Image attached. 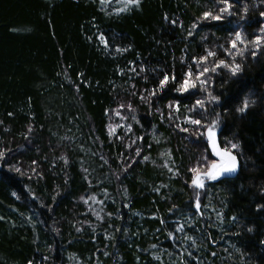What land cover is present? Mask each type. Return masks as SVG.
I'll list each match as a JSON object with an SVG mask.
<instances>
[{"label":"trees","instance_id":"obj_1","mask_svg":"<svg viewBox=\"0 0 264 264\" xmlns=\"http://www.w3.org/2000/svg\"><path fill=\"white\" fill-rule=\"evenodd\" d=\"M0 152V264H264V0H0Z\"/></svg>","mask_w":264,"mask_h":264},{"label":"snow or ice","instance_id":"obj_2","mask_svg":"<svg viewBox=\"0 0 264 264\" xmlns=\"http://www.w3.org/2000/svg\"><path fill=\"white\" fill-rule=\"evenodd\" d=\"M129 4L131 5H135V6H139L140 4V0H128ZM219 3L221 4H226L227 0H219ZM231 8V4L227 5V8H220L219 12L220 13H224L225 11H229ZM245 11H247V9H245ZM230 14V13H229ZM205 18H207L208 16H211V13H205ZM212 19L214 20H220L221 19V15H215L212 16ZM173 23H175V21H173ZM189 35H191V33H189ZM101 39L104 40L105 37H103V35L101 36ZM262 38L261 37H256L252 43L255 47L256 50H254L252 52V56L253 58L257 55L258 51H259V45L261 43ZM237 41H240L242 44H245V47H247V44L245 43V41L242 39L241 34L238 32L235 35V39L232 40L231 43V47L232 48H236L237 47ZM105 44L107 46V42L105 40ZM238 55H242V53L238 52ZM227 55L231 56L232 53L231 52H227ZM209 56H216L215 52L209 51L206 55H204L203 57L200 58H193V63L196 64L197 67L200 66V64H206L208 57ZM233 62L235 63V57H233ZM221 66H228L226 65L224 60H219L217 63H215L211 68H209L208 66H204L202 71L198 72V77H202L204 76L205 73H208L209 71L215 72L216 68H220ZM231 74L233 76L237 75L240 71H242L241 65L238 63H235L234 67H231L230 69ZM188 80H186L181 87L187 91L189 89V87L195 88L196 84L191 82V78L193 76V72L191 71V68L189 69V71L186 73ZM172 79L175 80V76H172ZM169 83V76L167 74H165L163 76V79L159 81V87L162 89L164 88L167 84ZM200 83L202 85H207L208 84V80H201ZM156 94V90L153 89V95ZM143 99V97H142ZM208 99L211 102H218L220 97L217 95H212L210 92L208 93ZM196 105L199 106V108L201 110L206 111V105H205V101L204 100H197ZM252 103H255L254 101ZM130 107V106H129ZM172 105L169 104V108H171ZM249 107V101L248 100H244L243 101V106L240 107L238 109V112L241 114H245L248 110ZM179 109V105L177 104V110ZM195 110V109H193ZM188 121L193 124V125H198L201 126V128L203 129V131H200V129H198L197 131H200L201 135H206V138L208 141H210L211 144V150L212 152L215 153V155L217 157H219V162H213L211 164V170L209 172L206 173L207 177H209L211 180L216 181L218 179H220V177L224 176L225 173H236L240 167L239 165V161H238V155H242V151L240 153H237L236 150H238L240 148V145L236 142H232V141H227V146L225 147H221L220 143L218 141V134H217V126L220 124L221 121V116L218 113H215L214 111V119H212L210 121V126L204 124L203 122V118H193L191 116L187 117ZM182 131H187V129H182ZM136 155L139 156L140 155V150L139 148L136 149ZM5 154L3 152H0V159H4ZM144 159H147V157H143ZM35 163V162H34ZM16 172H20L21 169L20 168H15ZM190 171H198V169H191ZM193 184L196 187L199 188H204V183L202 181V179L200 178L199 175H197L196 180L193 181ZM158 191V189H157ZM262 195H264V192L261 193ZM13 195L15 196L16 193H13ZM19 198V197H17ZM92 200H95L96 197L92 196L91 197ZM197 201H198V197H197ZM101 203H103V201H101ZM195 207L199 208L200 204L198 202L195 203ZM264 207V206H262ZM258 211L260 210L259 208L257 209ZM98 219H100V217H97ZM0 219H3V217H0ZM233 220H236V217H232ZM249 232L252 231V228L248 229ZM171 235V233L169 234ZM189 239H192L191 237H188ZM153 247H156L155 245H153Z\"/></svg>","mask_w":264,"mask_h":264},{"label":"water","instance_id":"obj_3","mask_svg":"<svg viewBox=\"0 0 264 264\" xmlns=\"http://www.w3.org/2000/svg\"><path fill=\"white\" fill-rule=\"evenodd\" d=\"M212 153L215 156V158H217L219 160V157H217L214 152H212ZM239 165H240V163H239ZM239 172H240V167H239V169H238V171L236 173H225L224 175H226V176H234L235 177V176L238 175Z\"/></svg>","mask_w":264,"mask_h":264},{"label":"bare ground","instance_id":"obj_4","mask_svg":"<svg viewBox=\"0 0 264 264\" xmlns=\"http://www.w3.org/2000/svg\"><path fill=\"white\" fill-rule=\"evenodd\" d=\"M218 141H219V139H218ZM210 146V151H211V153H212V150H211V144L209 145ZM221 146V145H220ZM213 154V153H212ZM214 156V155H213ZM215 157V156H214ZM217 161H219L217 158H215ZM239 160V159H238ZM239 163H240V161H239ZM240 169H241V164H240ZM224 176H226V175H224ZM232 177H234V176H232Z\"/></svg>","mask_w":264,"mask_h":264},{"label":"rangeland","instance_id":"obj_5","mask_svg":"<svg viewBox=\"0 0 264 264\" xmlns=\"http://www.w3.org/2000/svg\"><path fill=\"white\" fill-rule=\"evenodd\" d=\"M209 144H210V141H209L208 145H209ZM218 162H219V161H218ZM207 179H208L207 181H209V179H210V178H209V177H207ZM211 181H213V180H211Z\"/></svg>","mask_w":264,"mask_h":264}]
</instances>
